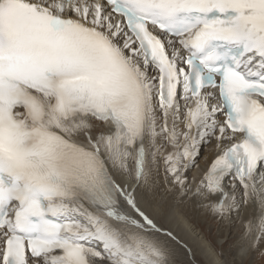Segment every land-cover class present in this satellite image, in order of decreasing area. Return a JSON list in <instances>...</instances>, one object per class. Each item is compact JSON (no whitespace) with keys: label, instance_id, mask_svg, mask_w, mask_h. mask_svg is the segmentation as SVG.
Returning a JSON list of instances; mask_svg holds the SVG:
<instances>
[{"label":"snow or ice","instance_id":"6c2138e0","mask_svg":"<svg viewBox=\"0 0 264 264\" xmlns=\"http://www.w3.org/2000/svg\"><path fill=\"white\" fill-rule=\"evenodd\" d=\"M150 201L264 253V0H0V264H183Z\"/></svg>","mask_w":264,"mask_h":264},{"label":"bare ground","instance_id":"6f19581e","mask_svg":"<svg viewBox=\"0 0 264 264\" xmlns=\"http://www.w3.org/2000/svg\"><path fill=\"white\" fill-rule=\"evenodd\" d=\"M203 167L204 162L201 161V169ZM201 169H197L195 174H199ZM148 206L157 218L165 223L167 227H170L175 233H178L182 240L192 250L193 255L191 257L186 254L181 255L180 259L183 264H230L232 261H234L235 264H244L251 255L256 256L257 254H261L264 256V253L261 252H246L245 249L247 248V244L241 239V230L238 227L230 226L226 223L221 224L217 220L219 222L218 231H220L217 238L221 241L222 239L227 241L236 239L232 255H229V253L224 255L229 259V262L223 261L217 253L215 246L212 245L213 243L207 238V235L199 230L201 229L200 224L205 223L208 217H212L206 211L196 205L179 201H150ZM230 232L235 233L234 238L230 237L232 234Z\"/></svg>","mask_w":264,"mask_h":264},{"label":"rangeland","instance_id":"374dc122","mask_svg":"<svg viewBox=\"0 0 264 264\" xmlns=\"http://www.w3.org/2000/svg\"><path fill=\"white\" fill-rule=\"evenodd\" d=\"M218 223L219 222L217 221V219L215 220L213 217H208V220L205 223L200 224L201 229H199V230L203 231L204 234L207 235V238L213 243L212 245L215 246V248L217 249V253L220 255L221 259L223 261L229 262L228 261L229 259L226 258L224 255H226L228 253H229V255H232V252L234 250V243L236 242V239H234V240L232 239L231 241H227V240H223V239L221 241L220 239H218L217 235L220 232V231H218L219 230ZM230 233H232L230 235V237L234 238L235 233L234 232H230ZM230 264H235V262L232 261ZM239 264H241V263H239ZM244 264H264V256L261 254H259V255L257 254L256 256L251 255L248 257L247 262Z\"/></svg>","mask_w":264,"mask_h":264}]
</instances>
